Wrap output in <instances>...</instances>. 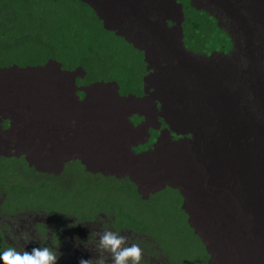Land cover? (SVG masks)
<instances>
[{
	"label": "clouds",
	"instance_id": "9594fccd",
	"mask_svg": "<svg viewBox=\"0 0 264 264\" xmlns=\"http://www.w3.org/2000/svg\"><path fill=\"white\" fill-rule=\"evenodd\" d=\"M53 1L46 0L42 13L37 19L33 20L40 21L42 27L39 36L43 41L40 45L41 51L38 60L28 62L24 66L7 67L0 65V70L17 67L15 69L22 72V76L14 75L15 78L19 79H16V81L15 79L9 80L5 84L10 86L11 90L17 84V90H13L17 96V102L13 104L11 111L5 110L8 117H0V135L1 133H10L11 138L18 137L17 145H19L20 151L19 157L0 158V162H15L14 164L17 165V169H11L10 174L5 173V176L8 180L17 184L22 183L21 187L27 189V193L22 195V200L17 201L16 208H12L11 211L15 210L20 213L23 209H26L31 199L30 194H32L34 198L40 196L48 197V199L59 197L69 207L68 209H58L52 206L56 209L53 213L45 210L36 211L39 214L42 213L39 211H45L47 214H51L54 220L68 216L90 222L89 220L94 219L97 214L112 216L114 221L109 223L111 229L102 226L95 233L98 238L95 245L96 255L93 258L86 256L85 259L80 260L79 264H209L211 255L190 221L191 214L188 208L191 204L190 199L193 190L197 188V185H202V188L208 191L206 192L208 194L214 190L223 191L229 193L232 199L234 195H237L240 185L244 186L264 175V140H260L264 136V49L255 43V39L262 38L264 44V0H237L243 12L248 10L256 18L253 24H256V28L252 29L249 25L240 27L239 25L240 32L236 33H233V29L229 27H226V29L220 22L218 23L219 20L215 15L204 9L195 8L192 4L193 0H174L173 2L174 6H178L180 10L182 8L184 14V20L181 24V37L178 36L182 46L180 51L183 56L197 63H199V58L209 60L211 69L212 65L215 66L212 61L216 56L221 57L223 60L226 57L225 53H228V56L231 55L232 57L235 52V45L241 46L243 52H245V54L236 53L238 61L235 64L229 63L239 71L235 73L239 77L235 82L233 78L231 85L229 83L225 101L215 99L219 98L215 90L222 86L225 75L220 86H217L218 80L212 74L209 77V82L204 81L205 91L198 90L197 83L192 77L190 79L193 82L180 83L178 86L175 80L181 77L179 69L183 75H186L188 74L187 65L182 58L175 54L174 57L173 54L163 57L165 39L159 40L156 47L147 50L137 49L135 41H128L127 38L132 24V16H130L127 3L129 0H93L98 2L100 10L108 4H112L109 9H112L115 4H117V8L126 7L128 9L127 13L122 16H118L115 11V25L113 28H108L106 22L99 16L97 8L85 0ZM119 2L121 4L118 6ZM165 6L161 8L163 9ZM185 8L191 10V14L194 16L189 18V27L185 26L187 21ZM207 16L213 18L215 26L221 32L222 43L219 46L213 40L200 34L201 21ZM197 19L200 20L199 30ZM170 22V25H174L173 21ZM245 28H248L247 32L244 31ZM242 33H244L246 39L244 41L237 40L236 36ZM247 34L248 37H246ZM243 43L248 44L242 45ZM224 45H226V48ZM197 48H199L198 51ZM250 53L253 56L252 60L247 61V56ZM159 55L162 56V61L167 59L166 65H169L172 61H177L176 69L178 71L173 69L171 71V74H176L171 82L170 95L173 97L172 101H167L164 87L161 86L163 90L159 89L160 84L164 81H156L154 87L157 92L164 94L165 99L163 102H160L156 96H151V93L148 92V89L151 88L150 91L153 93L152 88L155 78L153 77L154 68L149 66L147 60L149 59L156 64L153 59ZM257 55L260 56L256 57ZM217 60L219 62V59ZM140 61H142V64ZM52 67L56 69V74H59L62 78H69L72 87H75L77 82H91L94 75L115 74L120 71L140 73L143 78L136 82L142 88V94L133 91L138 96L126 94L120 98V89L117 84L106 83L107 85L100 88V90L93 87V84L78 90L82 91L83 94V97H79L80 100L73 92L71 95L68 94L72 97L70 105L64 101L60 104L53 97L54 94H46L44 75H39L35 79L30 76L36 70H45ZM127 69L130 71L126 72ZM241 78L244 79L246 88L240 84ZM69 79L68 82H70ZM22 84L24 85L23 88H21ZM257 89L260 91L259 94L256 92ZM207 91H210L211 96ZM230 91L231 100L227 99ZM95 93H98L97 96L100 101H96V105L91 112L83 111L81 107L84 103L91 99H98L93 96ZM30 94L34 96L27 98ZM116 96L120 98V101L141 97L136 101V107H134V103L129 104L124 111H121L116 102L114 109L103 114L106 117L115 112V119H108L107 124H111L112 127L107 128V132L115 133V140L118 141L115 144L117 152L111 148L108 152L116 153L114 157L110 158L111 163L108 165V173L119 174V178L123 177V179H117L114 175L104 177L103 174L94 172L81 159L69 160V158H73L71 155L75 150L69 153L63 152L62 155L58 156L53 155L49 148L35 142L36 138H55L58 145L69 147L73 144L72 139L79 137V133L83 135L89 133V130L83 129L89 124L92 133H96L95 127L97 125L91 122L88 117L99 116L100 110L96 108L105 104L108 98L111 102ZM176 99L183 102L184 106L182 108L176 105ZM82 100L84 101L81 102ZM188 101L196 105L203 103V105L191 111L188 107ZM216 101L222 103L225 109L226 123L230 125L228 130L221 132L225 133L227 137H231L234 130L239 131L231 149L228 151L236 158L228 163L222 162L224 172L228 170L230 164L239 166L236 179L237 187L231 184L232 180L229 176L223 175L216 178L213 175L215 167L218 165L219 168L222 164L216 163L210 166L207 164L206 168L199 172L190 157L191 153L181 151V142L193 141L198 138L201 142L205 139L207 144V137L208 139L209 137L215 139L217 138L216 133L218 136L219 134L222 135V133H219L217 120L218 113L221 112L214 105ZM199 113L200 116H205L206 124L212 128L211 132L196 136L192 133H184L191 127V114ZM82 114L91 115L84 117ZM176 118L181 120V127L175 122ZM246 118H248L250 130L260 133L259 137L248 139V136L241 134L243 133L241 130L243 124L241 123ZM71 122L76 124L77 133H66V136L61 138L54 135V133L61 131L63 127L69 130ZM100 124L103 125V122ZM138 125H140L139 128H137ZM39 131L49 133H37ZM25 136L29 138L28 142L20 145ZM239 137L241 138L239 139ZM125 141H127L126 145ZM2 146L0 145V148ZM242 147L246 156L254 159L253 163L257 164V168L241 159L240 151ZM3 151L0 149V153ZM145 160L156 167L159 165L166 168L165 180L159 186L147 182V176L152 171L143 177H133L125 173L121 174L122 169L116 167L117 165L139 163ZM248 166L254 167L257 175L250 176ZM136 169L129 171L134 172ZM140 170L143 173L147 172L145 167L142 166ZM218 181L227 185L230 184V187L225 189ZM79 182L83 186L79 185ZM106 184L113 188H116V186L121 187L120 192H110L111 202L123 204L133 200L138 201L134 207H129L138 215L140 221L141 218L143 219V224L138 229L123 225L124 227L118 226L120 230H115L112 223H117L120 220L116 210L111 213L99 210L100 212L93 218L75 216V212L78 210L77 206L94 203L91 197L101 193L102 191H99V188ZM44 185L55 187L59 192L57 193L52 188L42 190L41 187ZM141 191L149 193L148 198H144L140 193ZM160 194L162 195L159 198ZM82 195H86L87 202L85 204L81 203ZM150 202L154 206L152 213L147 206ZM242 204H244L243 201ZM6 211H10V209H6ZM172 214H174V224L168 222ZM54 223L55 225L52 228H62V223L65 222L59 220ZM171 228L174 229L175 243L180 246L179 250L182 254L180 262L170 257V250L161 248V243L163 242L165 246L166 243L163 239L160 240V235L165 233V237H167L170 235L169 229ZM38 230L42 232L41 235L43 236L46 235L48 229L45 231L44 227H39ZM126 234L128 235L126 236ZM24 236L27 238V234H24ZM70 240H75V238L72 236ZM60 243H62L60 236H53L51 241L42 239L39 243H31L27 250L25 248L19 250L15 244L10 243L13 246H9L3 252H0V264H60L61 262V264H64L63 258H60L62 253L58 251L60 248H55ZM250 264H264V246L257 259Z\"/></svg>",
	"mask_w": 264,
	"mask_h": 264
},
{
	"label": "rangeland",
	"instance_id": "374dc122",
	"mask_svg": "<svg viewBox=\"0 0 264 264\" xmlns=\"http://www.w3.org/2000/svg\"><path fill=\"white\" fill-rule=\"evenodd\" d=\"M91 4H93L98 12L99 16L103 21L106 22V25L108 28H113L115 25V11L118 16H122L127 13L128 9L126 7H118L117 4H115L112 9H109L112 4L105 5L101 10L98 8V2H94L93 0H85ZM139 2V3H138ZM148 2L150 8L153 7V9H149L148 7H145L144 4ZM174 0H131L128 1L129 5V11L130 16H132V24L130 27V32L128 35V41H135V47L141 50H147L151 47H156L157 42L159 40H164L165 46L163 51V57H166V55L171 56L173 54L177 55L178 57L182 58L183 62L187 65V71L188 74L183 75L180 72L181 77L177 78L175 80V83H178V86L180 83L188 84L190 81L193 82V80L197 83L198 90L205 91V85L204 81L209 82V77L214 74V77L217 78L218 84L217 86H220L223 77V83L220 88H217L218 90H215V93L219 95V98H215L217 100H224L226 98V91L228 89L229 83L232 84V79L235 80L239 77L237 72H239L237 69L233 68L230 62L232 64H235L237 59V54H245L243 52L241 46L235 45V52L234 54L228 56V53H225L226 57L221 59V57L216 56L212 62L215 63V66L212 65L211 69L209 67L210 61L204 60L202 58H199V63L193 62L192 59H188L185 56H183L182 52L180 51L182 49V46L178 40V36L181 37V24L184 20V14L182 11V8L178 6H174L173 4ZM141 3V4H140ZM121 3H118V6ZM192 4L197 9H204L207 12L215 15V17L219 20L218 23L225 28L229 27L233 29V33L240 32L239 25L246 26L249 25L252 27V29L256 28L255 17L253 14H251L248 10H245L243 12V9L240 8L239 3H237V0H193ZM164 5L165 8H161ZM136 7V8H134ZM107 10V11H106ZM186 18L187 21L185 22V26L189 27V18L194 17L188 8H185ZM106 11V12H103ZM158 11L157 16L153 17L150 13ZM139 12V18L138 17ZM188 12V13H187ZM249 12V13H248ZM242 13V14H241ZM248 13V14H247ZM143 19V20H142ZM145 19V20H144ZM156 20L153 22V24H150L149 21ZM194 20V19H193ZM213 20V18H212ZM170 21L174 22V25H170ZM157 22V23H156ZM219 24V25H220ZM253 25V26H252ZM226 28V29H227ZM243 29V28H242ZM245 32L248 31V28L244 29ZM249 35L247 34L246 37ZM237 40L244 41L246 38L244 36V33L238 34L236 36ZM255 43L258 46H262L264 49V44L262 42V38L255 39ZM248 43H243L242 45H246ZM216 46V45H215ZM226 48V45H224ZM199 48H197V51ZM231 51V50H230ZM229 51V52H230ZM251 55V56H250ZM260 55H257L256 57H259ZM252 53L247 56V61L252 60ZM219 59V62L217 59ZM264 58V54H263ZM237 59V60H236ZM166 60L163 59L162 56L159 55L157 57H154L153 61L156 63L154 64L149 59L147 60L149 63V66L153 67V77L154 83H153V93L150 91L151 88L148 89V92L151 93V96H156L160 102H163L165 99L164 94H161L162 92H157L155 90L156 81H164L160 84V90L168 86L175 78L176 74H171L172 69L175 71H178L177 68V61H172L169 65H166ZM163 62V63H162ZM234 62V63H233ZM252 62V61H251ZM142 64V61H140ZM122 65V64H121ZM121 67V66H120ZM175 67V68H173ZM17 67H13L10 69H2L0 70V87L2 89L0 92V117L3 118L4 116L8 117V115L5 113L6 111H11L12 106L15 102H17V96L14 94L15 90H17L18 86L17 84L11 90L10 86L5 85L7 81L19 78H15L14 75H20L22 76V72L15 69ZM214 68V69H213ZM12 69V70H11ZM130 70H126V72H129ZM55 68H47L45 70H36L30 76L35 79L39 75L45 76V82H44V90L47 95L50 93L54 94L53 97L58 100V103L62 104V101L66 102L68 105H70L71 96H68V94L76 93V97L78 100L79 97H83L82 91H78L81 89L86 88L88 85H93V87H96L97 90H100V88H103L106 83H115L119 87V96L124 97L127 95H136L133 93L140 92L142 94V88L137 85L136 81L141 80L143 77L140 73H124V71L116 72L115 74H100V75H94L93 79L89 83H84V81H81L80 83L77 82V85L75 87H72L71 80L68 82V79L62 78L59 74H56ZM190 77L193 78L190 79ZM21 82V81H19ZM18 82V83H19ZM202 82V83H201ZM207 84V83H206ZM240 84L243 85L246 88V83L244 79H240ZM24 85L22 84L21 88H23ZM172 87V83L170 86L166 89H164L165 94L169 92V90ZM5 91H9L6 92ZM31 91V90H30ZM84 92L86 90H83ZM115 91V90H114ZM210 96V91H207ZM256 92L259 94L260 91L257 89ZM98 93L93 94L94 97H97ZM34 95L30 94L27 98H31ZM138 96V95H136ZM118 96H116L111 102L110 98L106 100L105 104H103L100 108V119H103L102 121H106L107 119H115V112L112 113L110 116H106L103 118L102 114H106L110 112L112 109L116 107L115 103L117 102V106L120 108L121 111H124L125 107L129 104L134 103V107L137 105V100H139L141 97L133 100L128 101H120ZM229 100L232 99L231 91L229 93L228 98ZM82 100L81 102H83ZM96 101H100V98L98 99H91L90 101L83 104L81 109L83 111L91 112V110L95 107ZM71 102V103H70ZM235 102V101H234ZM102 104V103H101ZM189 104V106H188ZM187 106L192 110H196L200 108L203 103L200 104H194L191 101H188ZM214 105L217 107V110L221 113H218V127H219V133H222L223 130H228L229 126L226 123L225 119V109L223 108L222 103L216 101L214 102ZM84 117H88L91 114H82ZM192 120H191V127L187 129L184 133H193L192 135H198L201 133H210L211 127L206 124L205 116H200L199 114H191ZM57 119V118H56ZM56 121V120H55ZM175 122L179 127H181V120L179 118L175 119ZM136 123V121H135ZM241 124H243L242 128V135L248 136V139H252L255 137H259L260 133H256L255 130H250V125L248 123V118H246ZM71 127L69 130L65 129L64 127L59 131L58 133H54V135L61 137L66 136V133H77L76 124L74 122L70 123ZM241 126V125H240ZM140 125L137 126L139 128ZM241 128V127H240ZM97 130L96 133H85L86 135L80 134L79 137H75L72 139V146L69 147H62L61 145H58L56 142V139H35V142L37 144H42L43 147L49 148L51 153L53 155H62L63 152H71L72 150H75L72 152L73 155H71L73 158H69V160L74 159H81L86 163L88 167H90L94 172L101 173L104 175V177H109L111 175H114L117 179H123V177L119 178V174H112L108 173V165L111 163L110 158L114 157L116 153H108L110 148L112 150H115L117 152V146L115 144L118 143L117 140H115V133H108L107 128L105 125L99 124L95 127ZM37 133H49L47 131L45 132H37ZM239 133L238 130H234L231 137H227L225 133H222L225 137L222 135L216 133L217 138L220 141V138L222 137V140L220 143H217L212 149L208 152L207 144L204 142L199 141V139L187 141V142H181V151L182 152H189L191 153V158L194 161L195 165L197 166V169L199 172L203 171L207 164L210 166L211 164H222V162H230L234 158H236L235 155L232 153H229L228 151L231 149L232 144L235 141V138L237 134ZM83 138V140H81ZM86 138V139H84ZM241 137H239L240 139ZM17 139L16 137L11 138L10 133L2 134L0 135V145H3L0 149L4 150L0 153V158H12V157H19V145H17ZM29 138L25 136L23 140L21 141L20 145H24L27 143ZM261 141L264 140V136L260 138ZM82 142V143H81ZM127 144V141H125V145ZM130 148V147H129ZM4 153L5 155H3ZM240 157L241 159L255 168H257V164L253 163L254 159L251 157H247L243 147L240 151ZM68 160V161H69ZM175 161V160H174ZM85 163H83L85 165ZM175 163H177L175 161ZM145 167V170L147 172H141L140 167ZM116 167L121 168V174L125 173L128 175L143 177L146 176L149 172H151L147 176V182L154 185L159 186L163 180H165V172L166 168L163 166H155L152 165V163H149L148 161H140L139 163H130L127 165H117ZM156 167V168H155ZM248 173L250 176L257 175L256 169L254 167L248 166ZM115 168V167H114ZM134 168H137L134 172H130L129 170H132ZM148 168V170H147ZM155 168V169H154ZM218 165L213 170V175L218 178L221 176H229L232 180V185L237 187L236 179L237 174L239 170V166L235 164H230L228 166V170L224 172L223 164L218 168ZM154 169V170H153ZM110 172V171H109ZM2 179H6L7 176L3 175L0 176ZM242 180V178H241ZM219 182V181H218ZM222 187L227 189L230 187V184L227 185L223 182H219ZM116 184V183H115ZM104 187L99 188V191L103 192ZM202 185H197V188L193 190V194L190 199V205H189V212H190V221L192 227L197 231V234H202L206 237L207 242L209 238H212L213 236L217 235V233H212L215 228L217 227V224H215L216 221H218L220 226H224L228 224V218L226 214H221L218 220L212 221L209 220L207 214L203 212V210L206 213H210L213 210L212 205L215 206L220 202L222 205H226V199L229 193H224L223 191L214 190L212 191V194L210 195L202 190ZM240 189V190H239ZM202 190V191H201ZM237 191V195H234L232 199L240 198L242 201L245 198L248 200L247 207H249V213L251 215L254 214V209L257 205V210L260 207H263V211H260V214L258 218L255 219V222H259L261 220V231L254 234L253 238L249 239L247 237L245 240L242 241H250L249 246V256L251 253H255V256H252L248 259L247 262L244 264H250L255 261L260 255V253L263 250L264 246V175H261L255 181L251 183H247L244 186H239ZM141 195L144 198H148V194L146 191H141ZM219 193V194H217ZM201 194V195H200ZM208 194V195H207ZM224 194V195H223ZM162 194H160L159 198ZM223 195V196H222ZM31 199L29 203L27 204L26 209H23L20 213H17L14 211H6L5 207L7 205V196L3 189H0V226L3 228L4 233L6 235L7 240L10 243H13L17 246L19 250L22 248L28 249L29 245L31 243H39L42 239L45 241H51L53 236H60L62 238V243L59 245H56V247H59L60 250L58 251L62 253L60 258H63L64 264H79L81 259H85L86 256L88 258L91 256L92 258L96 255V242L97 237L95 233L102 228V226L109 227V223L114 221L112 216H107L106 214H97L94 219L89 220L90 222H85L82 219H73L68 216H64L59 220H62L65 223H62V228H52L56 221L54 220V217L51 214H47L45 211H47V206H54L58 209L63 208H69L59 197H54L53 199H48V197L40 196L37 198H34L32 194H30ZM226 197V198H225ZM224 198V199H223ZM262 201V202H261ZM87 202L86 195H82L81 203L85 204ZM138 203L137 200L129 201L127 203H118V205H122L124 208L134 207L135 204ZM202 204V206H201ZM261 204V205H260ZM203 208V210H202ZM37 210H45V211H39L42 212L41 214L37 213ZM75 216L82 217L80 211L75 212ZM261 216V217H260ZM260 217V218H259ZM263 218V219H262ZM263 220V221H262ZM169 223L174 224V214H172L168 220ZM208 223V224H207ZM207 227L206 231H204V228ZM39 227H44L45 231L47 230L46 235H41L42 232L38 230ZM112 227L115 230H120V228L112 223ZM110 228V227H109ZM255 228V227H254ZM254 228H252L250 231H253ZM111 229V228H110ZM132 230V229H131ZM243 230V229H242ZM161 232L163 230H160ZM170 235L165 237V233L160 235V240L163 239L165 244L161 243V248L165 250L166 248L170 250V257L172 259L177 260L178 262L182 259L181 251L179 250V247L174 240V229H169ZM244 231H241L239 234V239H241L242 234ZM24 234H27V238H25ZM128 234H126L127 236ZM226 235H230V233H226ZM74 237L75 240H70L71 237ZM203 236V237H205ZM165 237V238H164ZM89 238V239H88ZM244 238V237H243ZM66 248V249H63ZM92 249V250H91ZM207 249V247H206ZM221 250H225V246L221 247ZM159 257V256H158ZM59 258V259H60ZM211 260V259H210ZM62 263V262H61ZM60 263V264H61Z\"/></svg>",
	"mask_w": 264,
	"mask_h": 264
},
{
	"label": "trees",
	"instance_id": "16d2710c",
	"mask_svg": "<svg viewBox=\"0 0 264 264\" xmlns=\"http://www.w3.org/2000/svg\"><path fill=\"white\" fill-rule=\"evenodd\" d=\"M54 0L53 2H55ZM46 0H0V65L2 66H24L28 62L38 60L41 51L40 45L43 39L39 36L42 31L40 21H33L37 19L42 13ZM58 2V1H57ZM192 13L191 10H189ZM188 13V12H187ZM200 20L197 19V27L199 30ZM200 34L203 37L213 40L218 46L222 43L220 38V30L215 26L214 21L210 17H205L200 24ZM15 162L4 161L0 162V176L5 173L10 174L11 169H17ZM22 183L2 179L0 177V189H3L7 196V205L5 209L16 208L17 201L22 200L23 193H27L25 187H21ZM79 185L83 186L79 182ZM103 192L92 196L94 203L86 204L85 206H77L81 212V216L93 218L99 210L106 213H111L113 210L118 212L120 220L117 226L123 225L134 227L138 229L143 224L138 219V215L133 212L132 208H124L122 205L115 204L110 200V192H120V188L111 187L106 184ZM55 189V187L42 186V190ZM58 193L59 190L55 189ZM148 210L152 213L154 206L150 202ZM13 209V210H14ZM47 212L53 213L56 210L49 206L46 208ZM142 212V210H141ZM9 246H13L6 239L3 228L0 226V252H3Z\"/></svg>",
	"mask_w": 264,
	"mask_h": 264
},
{
	"label": "bare ground",
	"instance_id": "6f19581e",
	"mask_svg": "<svg viewBox=\"0 0 264 264\" xmlns=\"http://www.w3.org/2000/svg\"><path fill=\"white\" fill-rule=\"evenodd\" d=\"M129 1H131V0H129ZM144 6L148 7L151 10L153 9V7L150 8L148 2H146L144 4ZM134 8H136V7H134ZM157 13H158V11L157 12L154 11L150 14L153 17H156ZM155 21L156 20H151V21H149V23L153 24V22H155ZM170 84L168 86L164 87V89L168 88L170 86ZM166 98H167V101L173 100V97L170 95V90L166 94ZM175 103L180 108H182L184 106V104L181 100L176 99ZM100 108L97 107L96 109L100 110ZM104 116L105 115H103V118H104ZM88 119L96 125H99L101 122H103L102 121L103 119H100L99 116L88 117ZM107 122H108V119L103 122V125H105L106 128L112 127V125L107 124ZM83 129L87 130V131L89 130V133L93 132L92 128L90 127V124L87 125L86 127H84ZM203 142L206 143V140L203 139ZM218 142H219L218 139L216 140V139H212L210 137L208 139V137H207L208 152ZM217 194H219V193H217ZM228 199H230L229 194H228L227 199H226V205H222V203H224V202H220L219 205L217 204L216 208L214 205H212L213 210L210 213H206L202 208L203 212L205 214H207L209 220L216 221L219 219L221 214H226V216L229 220L228 224H226L224 226H220L218 221L215 222V224H217V227L215 228V230L212 233H217L218 231H221V232H219L217 235L213 236L212 238H209L208 242H207L206 237H210V236L197 234L202 239L205 246L207 247V251L211 255V257H210L211 260H209V264H244L245 262L248 261V259L250 257L255 256V253H251L250 256L248 254L250 241H242V240H245L247 237H249V239L250 238L252 239L254 234L261 231V226H260L261 220L256 223L254 218L255 217H256V219L258 218L260 211L261 212L263 211V207H260L257 210V205H256V208L254 209V214L251 215L249 213V207H247L248 200L245 198V196H244V200H243L244 204H242V200L238 197L233 199V200H228ZM201 206H202V204H201ZM207 227L208 226H206L204 228V231H206ZM252 228H254V230L250 231ZM241 231H244V233L242 234L241 239H239V234ZM226 233H230V235H226ZM203 236H205V237H203ZM223 246H225V250H221V247H223Z\"/></svg>",
	"mask_w": 264,
	"mask_h": 264
}]
</instances>
